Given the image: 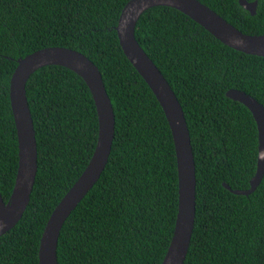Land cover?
Instances as JSON below:
<instances>
[{"label": "trees", "instance_id": "16d2710c", "mask_svg": "<svg viewBox=\"0 0 264 264\" xmlns=\"http://www.w3.org/2000/svg\"><path fill=\"white\" fill-rule=\"evenodd\" d=\"M128 0H0V193L17 168L8 85L16 61L46 47L75 50L99 70L114 114L107 163L64 222L58 264H160L172 237L177 175L172 137L150 89L122 53L115 26ZM246 35H264L237 0H197ZM134 36L175 94L187 124L195 172V213L183 264H264V174L256 168L250 112L225 96L236 89L264 107V57L234 51L180 11L155 6ZM37 171L26 209L0 236V264H37L44 225L88 163L97 119L83 80L60 66L36 70L25 85Z\"/></svg>", "mask_w": 264, "mask_h": 264}, {"label": "water", "instance_id": "95a60500", "mask_svg": "<svg viewBox=\"0 0 264 264\" xmlns=\"http://www.w3.org/2000/svg\"><path fill=\"white\" fill-rule=\"evenodd\" d=\"M251 16L257 2L237 0ZM155 6L176 9L202 27L226 47L246 55L264 57V35H246L197 0H128L122 7L115 32L119 47L150 89L167 121L174 148L177 175V209L172 237L160 264H183L193 230L195 213V172L191 143L182 108L171 87L139 46L134 28L140 15ZM44 66L64 67L80 77L88 88L97 119V137L84 170L51 211L39 240L37 264H58L56 246L60 230L81 199L102 173L114 134V114L98 68L81 53L64 47H46L16 61L8 85L9 105L17 143V168L14 184L6 202L0 193V236L12 229L26 209L36 171V142L25 94L29 77ZM226 98L243 105L251 114L257 130L256 168L248 188L231 190L247 196L255 190L264 174V107L253 97L236 89Z\"/></svg>", "mask_w": 264, "mask_h": 264}]
</instances>
